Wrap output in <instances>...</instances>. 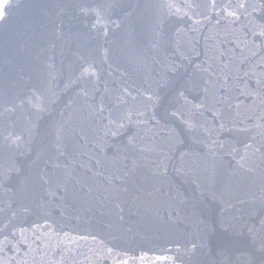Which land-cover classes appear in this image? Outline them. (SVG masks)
Here are the masks:
<instances>
[{"label": "water", "instance_id": "obj_1", "mask_svg": "<svg viewBox=\"0 0 264 264\" xmlns=\"http://www.w3.org/2000/svg\"><path fill=\"white\" fill-rule=\"evenodd\" d=\"M0 264H264V0H0Z\"/></svg>", "mask_w": 264, "mask_h": 264}, {"label": "snow or ice", "instance_id": "obj_2", "mask_svg": "<svg viewBox=\"0 0 264 264\" xmlns=\"http://www.w3.org/2000/svg\"><path fill=\"white\" fill-rule=\"evenodd\" d=\"M5 7H6V5H5Z\"/></svg>", "mask_w": 264, "mask_h": 264}]
</instances>
